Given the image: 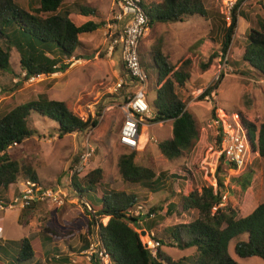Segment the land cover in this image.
<instances>
[{"label": "rangeland", "instance_id": "1", "mask_svg": "<svg viewBox=\"0 0 264 264\" xmlns=\"http://www.w3.org/2000/svg\"><path fill=\"white\" fill-rule=\"evenodd\" d=\"M74 1L69 0V3ZM80 1L83 5H89L103 13L106 25L91 35H83L81 37L83 47L76 52L74 59L64 60L68 65L65 72L67 81L59 80L63 77L60 73L57 76H42L34 83H27L25 74H21L19 56L15 51L11 53V65L16 76L0 71V107L11 110L19 105L35 101L41 94H48L51 100L64 101L72 112L83 120L91 117L99 121L98 127L90 128L83 134L69 135L59 139L58 125L55 121L33 114L34 127L39 135L26 140L20 146L13 147L7 153L14 160L30 167L37 174L38 182L42 187L59 195L57 202L48 200V202L37 203L26 226L18 223L22 210L18 206L3 213L4 219L0 221L3 228L0 244L4 246L9 240L19 241L23 238L35 241L37 257L32 261L33 263L53 264L46 261L45 258L48 257H44V254L48 248L40 239L50 236L46 233L47 229L59 233L60 237H68L59 241L53 240V244L50 243L52 247L58 244V249L63 251L62 255L69 258L68 264L99 263L95 258V253L99 250L98 228L95 225L88 228V223L92 220L85 210V203L77 197L72 183L69 182V170L77 152L78 136L90 133L92 135L95 154L87 172L98 167L105 171L104 180L101 182L103 187L99 186L91 190L88 195L89 200L98 201L101 204L104 190L109 188L108 190L138 195L139 204L136 205L135 210L142 207L143 213H150V209L163 205L164 210L160 214H155L154 218L148 215L142 218L143 221L153 220L156 219V215H160L162 220H158L159 226L155 230L147 231L148 234L153 233L155 241L160 242L164 241L165 237L163 229L191 221V218L185 214L182 216L166 214L168 208L177 207L180 191L186 188L187 183L194 187L198 185L201 187V184L217 187L215 175L221 159H218L216 155L217 139L212 126L211 111L214 108H220L228 113H241L247 123L256 126L257 131L264 122V91L261 80L252 74H249L251 75L249 77L244 76L243 66L240 65L247 45L246 35L250 29H259V23L264 22V0H246L240 6L237 29L226 54L229 58L226 66L221 53V44L224 24L230 25L225 20L226 4L230 0H203L207 17L194 16L185 19L184 22L158 24L149 30L139 48L142 61L147 68L153 63L154 51L158 49L166 56L170 65L179 67L184 61H191V78L185 88L177 89V93L200 122V138L188 155L174 162L166 160L159 152L158 144L172 138V122L150 123L149 119L154 116V110L150 109V113L140 118L141 132L147 134L149 140L144 148L136 150L140 152L138 164L154 168L156 173L165 175V181L162 183L164 186L145 187L122 183L117 166L118 159L120 155L131 150L122 146L119 141L120 128L125 119L122 108L125 98L121 96V93H113L114 85L122 78V61L120 53L117 51L110 55L107 46L109 42L107 41V24L112 17V0ZM163 1L145 0V4H159ZM75 22L81 24L78 20ZM60 55L59 52L55 54L58 57ZM213 57L211 67L204 71L202 64H207ZM76 60L81 62L78 63ZM220 67L224 69L221 74L222 79L221 75L219 76ZM149 74L151 76L147 89L148 103L155 99L156 79L155 72L150 70ZM219 78L221 83L218 90L201 101L200 98L206 89ZM198 91H201L199 97H197ZM141 141L142 143L145 141L143 137ZM252 159L253 162L247 169L239 173L225 168L228 177L224 186L228 187L229 191L225 192L223 200L237 207L242 216H247L260 199L264 201V159H260L258 154H254ZM248 173H253L252 185L247 191H242L236 183L232 182V178L237 179ZM22 184L24 183L10 187L5 199L12 201L18 198L24 188ZM254 196L256 200L251 205L250 202L253 201ZM108 221L109 218H104L101 223L106 225ZM143 227L145 226L141 222L140 228ZM141 229L138 231L139 234L145 230ZM83 238L91 243V248L81 253ZM140 238L145 245L146 236L142 235ZM246 239L247 236L242 235L230 242L231 257L238 264H264V261L259 258L242 259L236 256L234 252L236 243ZM69 243L74 248H69ZM162 250L174 261L194 264L192 260H185L194 255V250L180 251L167 243L162 246ZM17 251L16 247L11 246L8 254L13 256ZM8 259L10 257L5 259L4 255L0 254V260L4 264H8Z\"/></svg>", "mask_w": 264, "mask_h": 264}, {"label": "trees", "instance_id": "2", "mask_svg": "<svg viewBox=\"0 0 264 264\" xmlns=\"http://www.w3.org/2000/svg\"><path fill=\"white\" fill-rule=\"evenodd\" d=\"M246 0H236V7L232 12L231 24L226 23L222 29L223 41L221 53L225 56L230 48L233 36L238 25V9ZM144 11L148 17L149 27L152 29L158 24L184 22L194 16L207 17V10L203 0H164L159 4L143 3ZM92 17L82 26H77L71 18L72 14ZM106 25L102 14L89 8L81 1L69 5V0H0V71L15 75L11 65V53L17 52L21 74L25 78L35 76L50 77L62 73L64 80L68 65L64 60L75 57L76 52L83 47L81 37L93 34ZM227 25V27H226ZM247 45L241 57L243 75L264 79V22L259 23V29H250L246 35ZM60 53V57L55 54ZM141 56V55H140ZM211 58L202 69L207 71L213 62ZM141 63L150 79L152 72L156 73L155 99L150 101L149 107L154 110L150 123L159 124L172 122V138L160 142L158 149L168 161L179 160L192 150L201 135V125L193 111L180 99L177 89L185 88L191 78V61H184L179 67L170 65L166 56L160 49L154 51L153 63L147 68ZM123 69V66H122ZM16 76V75H15ZM18 76V75H17ZM222 79V78H221ZM221 80L210 85L201 96L203 101L218 90ZM214 108L211 111L215 118ZM39 114L57 123V136L59 139L75 134H83L90 128L99 125L98 119L89 117L83 120L68 107L64 101L51 100L48 94H41L35 101L19 105L11 110L0 107V201H3L10 187L18 183L38 182L37 174L27 165L14 160L8 153L14 145L20 146L26 140L38 136L34 127L32 115ZM244 124L248 127L253 150L260 159H264V122L261 123L258 135L257 128L247 123L241 113H238ZM141 129V127H140ZM256 142V143H255ZM139 151L131 150L120 155L118 171L122 183L140 185L145 187L164 186L165 175L156 173L154 168L138 164ZM231 169L221 159L216 171L217 187L201 184L197 187L187 183L185 189L180 191L179 203L174 209L168 208L167 215H187L190 222L174 224L163 229L165 234L161 247L157 250V258H153L145 248L139 234L141 222L146 231L155 230L159 226L160 212L163 205L150 209L151 214H157L156 219L143 221L144 217H133L131 210L139 204L136 194L125 191L104 190L102 203L89 200V192L99 186L104 180L105 171L98 167L81 177H74L72 187L77 197L90 206L85 210L92 222L88 228L99 225L97 238L99 244L106 250L112 264H182L174 261L163 250L162 246H169L180 251L194 250V255L185 260H192L194 264H238L229 253V245L233 239L246 235V240L238 241L234 252L238 258H259L264 261V203L248 216H242L239 209L231 203L224 202L225 192L229 188L224 186L228 177L225 168ZM193 174V173H192ZM253 173H248L237 179L232 178L242 191H247L252 185ZM83 177V178H82ZM4 201L8 202V199ZM33 206L21 210L19 224L26 226L32 216ZM216 208V210H214ZM172 210V212L170 211ZM174 212V213H173ZM4 212L0 213V218ZM109 218L106 225L101 223ZM141 229V230H142ZM53 240L60 237L53 230H46ZM85 240L84 251L91 248V243ZM11 246L18 251L9 256ZM56 246V245H55ZM34 241L23 238L19 241L0 245V254H3L7 263L39 264L32 261L37 257V248ZM58 255L52 259L53 264H68L69 258L64 257L59 249ZM12 261V262H11ZM0 264H4L0 260ZM99 264V263H93Z\"/></svg>", "mask_w": 264, "mask_h": 264}, {"label": "built area", "instance_id": "3", "mask_svg": "<svg viewBox=\"0 0 264 264\" xmlns=\"http://www.w3.org/2000/svg\"><path fill=\"white\" fill-rule=\"evenodd\" d=\"M144 2L145 0H112V17L107 24V41H109L107 46L109 54L113 55V53L118 51L123 66V76L113 88V93H121V96L125 98L122 107L125 119L120 128L119 141L122 146L130 150H139L141 148L142 132L140 127L142 128V122L140 118L142 115L150 113L149 103L147 102L149 77L142 66L139 52L142 39L147 37L150 30L149 21L147 20L148 17L143 8ZM226 7L227 13L225 20L228 24H231L230 20H232V12L236 7V0H230L226 4ZM223 57L224 66H226L229 62L228 55ZM71 59H74V57ZM76 62L80 63L81 61L76 60ZM223 70V67H220L219 76ZM53 75L57 76L60 73ZM40 77L42 76L34 75V77L26 79V82L29 84L34 83ZM220 78H223V76L221 75ZM261 84L264 91V79L261 80ZM200 94L201 91H198L197 97ZM212 126L215 129L217 139L216 155L218 159H223L225 164L232 167L231 170L235 173L247 169L253 162V155H257L258 153L253 150L248 127L242 121L241 116L238 113H228L217 108L215 118L212 120ZM257 135L258 131L256 132ZM78 138L77 152L70 165L69 182L74 177H81L87 173L94 156L93 154H95V149L92 146L91 133L78 136ZM22 185L24 188L21 190L18 198L12 201L9 200L8 202L0 201V213L8 209H13L15 206L25 209L33 206L34 203L48 202V200L58 201V194L45 189L39 183L32 181ZM84 203L87 210L91 211L90 206L86 202ZM130 215L133 217H144L148 215L150 218H154L155 216V214L149 212L143 213L142 207H138L137 210H131ZM96 227L99 229V225H96ZM145 236V248L156 259L157 250L161 244L153 239L155 237L153 233H147ZM95 254V258L99 264H112L109 255L100 244L99 250Z\"/></svg>", "mask_w": 264, "mask_h": 264}, {"label": "crops", "instance_id": "4", "mask_svg": "<svg viewBox=\"0 0 264 264\" xmlns=\"http://www.w3.org/2000/svg\"><path fill=\"white\" fill-rule=\"evenodd\" d=\"M80 0H75L74 2H72V3H69V5L71 6V5H73L75 2L77 3V2H79ZM82 2V1H81ZM83 3V2H82ZM85 6H87V7H89V8H92V9H95V8H93V7H91V6H89V5H86L85 4ZM96 10V9H95ZM98 11V10H97ZM100 12V11H99ZM101 13V12H100ZM102 14V16L104 15L103 13H101ZM69 18H71L72 19V21L77 25V26H82L83 24H85V23H87L88 21H90V20H97L96 18H92V17H84V16H80V15H77V14H72ZM75 20H78V21H80L81 22V24H77L76 22H75ZM82 41V40H81ZM83 42V41H82ZM121 58V57H120ZM121 70H122V73H123V69H122V65H121ZM121 73V74H122ZM122 76H123V74H122ZM65 78H64V82L65 81H67V76L65 75L64 76ZM51 87H53V86H51ZM51 89V88H50ZM53 89H55V88H53ZM69 107V106H68ZM123 125V124H122ZM144 131V130H143ZM120 135V134H119ZM142 137H144V138H146L145 139V141L142 143V145H141V148L140 149H142V148H144V146L148 143V140H149V137H148V135L147 134H143V132H142V134H141V138ZM9 198V197H8ZM255 200H256V196H254V198H253V201L252 202H250L251 203V205L255 202ZM261 203H264V201L263 200H259L258 202H256V204H255V206L252 208V211L248 214V215H250L258 206H259V204H261ZM5 215V214H4ZM4 215L0 218V221H3V219H4ZM247 215V216H248ZM20 217V216H19ZM18 221H19V218H18ZM19 223V222H18ZM146 231V230H145ZM2 232H3V228L1 227V225H0V237L2 236ZM147 232V231H146ZM50 237H41L40 239L43 241V243H44V245H47V251L45 252V254H44V257H48V258H45L46 259V261L48 260V261H50L51 263H52V259L54 258V256L55 255H58V253L56 252V250L59 248V246H58V244L56 245L55 243V245L56 246H51V244H50V239H49ZM85 238H83V243L84 244H82V247H80V249H81V253L82 252H86L87 250H85L84 251V246H85V240H84ZM12 241H15V240H9V242H12ZM16 242V241H15ZM35 242V241H34ZM36 243V242H35ZM1 245V244H0ZM69 245V248L71 247V248H74V246H72L71 245V243H69L68 244ZM60 250V249H59ZM61 251V250H60ZM62 253H63V251H61ZM51 255H54V256H51ZM50 256V257H49ZM8 264H11V263H8Z\"/></svg>", "mask_w": 264, "mask_h": 264}, {"label": "water", "instance_id": "5", "mask_svg": "<svg viewBox=\"0 0 264 264\" xmlns=\"http://www.w3.org/2000/svg\"><path fill=\"white\" fill-rule=\"evenodd\" d=\"M146 234H147V232L145 230L142 231V233H140L141 237H142V235L145 236Z\"/></svg>", "mask_w": 264, "mask_h": 264}, {"label": "bare ground", "instance_id": "6", "mask_svg": "<svg viewBox=\"0 0 264 264\" xmlns=\"http://www.w3.org/2000/svg\"><path fill=\"white\" fill-rule=\"evenodd\" d=\"M143 139L145 140L146 138L143 137Z\"/></svg>", "mask_w": 264, "mask_h": 264}]
</instances>
